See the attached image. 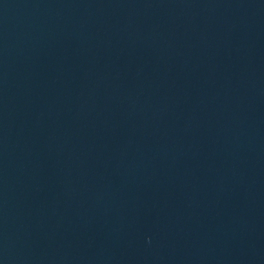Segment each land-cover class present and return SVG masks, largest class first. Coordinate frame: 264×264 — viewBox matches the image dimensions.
I'll return each instance as SVG.
<instances>
[{
  "label": "water",
  "instance_id": "95a60500",
  "mask_svg": "<svg viewBox=\"0 0 264 264\" xmlns=\"http://www.w3.org/2000/svg\"><path fill=\"white\" fill-rule=\"evenodd\" d=\"M0 264H264V0H0Z\"/></svg>",
  "mask_w": 264,
  "mask_h": 264
}]
</instances>
